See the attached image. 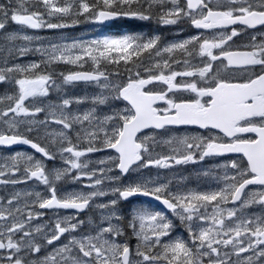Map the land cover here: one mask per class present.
Returning <instances> with one entry per match:
<instances>
[{"label":"snow or ice","instance_id":"obj_1","mask_svg":"<svg viewBox=\"0 0 264 264\" xmlns=\"http://www.w3.org/2000/svg\"><path fill=\"white\" fill-rule=\"evenodd\" d=\"M81 19L190 22L217 35L164 43L127 32L45 45L27 34ZM257 25L264 27V0H0V84L10 86L0 95V147L35 150L0 156V185L44 188L0 196V264H264V211L250 212L264 210V33L248 32ZM29 53L41 59L18 62ZM61 64L71 69L56 73ZM77 83L99 92L63 91ZM54 90L56 102L34 103ZM84 104L91 107L81 112ZM180 126L202 131L171 134ZM162 145L167 154L156 151ZM104 150L113 154L90 167L86 157ZM207 158L224 159L197 172L211 184L173 187L162 175ZM69 177L81 187L62 192ZM140 197L147 199L121 207ZM43 210L56 218L36 223ZM91 210L98 223L80 218ZM177 221L186 235H175Z\"/></svg>","mask_w":264,"mask_h":264},{"label":"flooded vegetation","instance_id":"obj_2","mask_svg":"<svg viewBox=\"0 0 264 264\" xmlns=\"http://www.w3.org/2000/svg\"><path fill=\"white\" fill-rule=\"evenodd\" d=\"M181 2H183V0H181ZM145 25H147L148 29L147 31H143L142 34H159L162 37V40L164 43H169L172 41H180L183 39H187L190 36L193 35H206L209 38L217 35L216 32H213L212 30H197L194 29L191 25L190 22H184L181 24H177V25H169V26H161L158 25L155 21L152 22H146ZM90 27H93V33H95L94 31L96 30L97 27H99L98 25H95L94 23L90 22ZM101 32L103 35L105 34H114V33H120L119 32H115L114 31V24L111 22L107 25H101ZM229 31H231V29L229 28ZM249 35H259L261 33H264V27H261L259 25L256 26L255 30H248ZM236 39L237 43H240L242 41L246 40V37H240V38H234ZM235 50V49H233ZM214 53L219 55L218 52H216L214 50ZM179 58V57H177ZM199 57H195L192 60V63H199ZM225 63H227L225 61ZM80 70V69H79ZM83 70H88L87 68L83 69ZM115 68L110 69V71H115ZM123 72V68L121 67L120 69ZM177 71L183 70V69H176ZM126 75V74H125ZM79 86H84L85 90H86V95L91 96L92 94L98 93L99 92V88L95 85H85L83 83H80ZM66 88V87H64ZM79 89V88H76ZM49 99H51L50 101L52 102H56L57 101V93L56 92H52V94L48 97ZM90 105V104H89ZM157 105L161 108L165 107L166 105L162 102V101H158ZM91 106V105H90ZM119 107H123V105H117ZM107 109H105L106 111ZM187 127V129L189 130V132H197L199 133L202 130L197 129L195 126H180L178 131H174L171 134H177V135H183L185 132V128ZM147 134V133H145ZM254 135V134H253ZM164 151L165 154H167V148L165 146H161L160 148H157L156 151ZM15 152H28V153H34L33 150L31 149H11V151H8L6 149H4L3 147L0 148V156H8L11 154H14ZM112 150H104L103 152H99V153H93L92 154V159L94 160H101L100 157L102 156H108L111 155ZM37 156H39V154L36 153ZM227 157L230 159H234L237 158V154H227ZM94 163H96L95 167H98L97 162L98 161H93ZM224 163V159L223 158H217V159H212V158H207L205 161L200 162L196 165H178L176 166L171 172H167V173H162V175H166L169 179L173 180V187H175L176 183L178 182H183L187 187L192 188V187H196L197 185H205V184H211V180H206V179H200L197 180V172L198 171H202L204 169H209V168H215V166L217 164H222ZM54 166H60V161L59 158L57 159V161L55 162V164H53L52 162H49L48 167L52 168ZM108 167H111V165H108ZM82 183H87V181H83ZM80 185V184H79ZM78 184L72 183L71 182V178L69 177V180L65 183H63L60 187H61V191H75V190H79L80 186ZM28 191H32V192H36V191H40V192H44V188L43 186L37 185L35 183H26V184H19L15 187H12L11 185L5 187L3 185H0V196H7L11 193L14 192H20L21 194L28 192ZM147 198H130V201L126 204H122L121 207L124 209H129L132 207H136L139 204H141L144 200H146ZM22 202H23V198H22ZM107 202V200L105 198H100L96 201V203H105ZM148 206H154V205H148ZM45 212V217L36 221V223L39 224H45L47 222V220L51 219L54 220L56 218V213L52 212V211H48V210H43ZM261 211H264L258 207H253L252 209H250V212L252 213H256L259 214ZM71 214L70 212H65V211H61L60 215H68ZM100 212L95 211V210H91L89 212H86L84 214L81 215V219L82 220H87L89 216H92L95 221L98 223L99 222V218H100ZM35 226V224H34ZM94 224L93 225H85V227L83 228L82 231L84 232H91L92 229L94 228ZM175 235L179 236V235H186L184 228L182 226H179V222L177 221V228L175 229ZM67 239H69V237L65 236L64 238L61 239L60 244H63L67 241ZM131 247L133 250V253L135 252V245H136V241L133 238L131 241ZM55 246H59V245H55ZM48 251H51V249H47Z\"/></svg>","mask_w":264,"mask_h":264},{"label":"rangeland","instance_id":"obj_3","mask_svg":"<svg viewBox=\"0 0 264 264\" xmlns=\"http://www.w3.org/2000/svg\"><path fill=\"white\" fill-rule=\"evenodd\" d=\"M46 20H48V17H45ZM51 22L56 23L58 21L56 20H51ZM17 28L16 25H14L11 28H8L7 31H15ZM93 27L88 26V24L86 25L85 23L80 22L77 25H74L70 28H65V29H48V28H42V29H38V30H31L28 29L27 30V34L29 35H33V36H39L41 38H43V42L46 45L49 41L51 42H64L62 40H60L61 37H69V38H82L85 40H90L93 39L97 36H101L103 35L101 32V27H97L96 30L94 31L95 33H93ZM124 33H127L126 31ZM123 34V33H121ZM70 42V40L68 41ZM39 46L36 42H33L32 45H30V47H37ZM41 59L40 55L38 53H29L27 55H25L24 57H20L18 62L23 63V64H28L32 61H39ZM71 69V66H64V65H60L58 67H56L54 69V71L56 73H60V72H67L68 70ZM72 70H79V69H72ZM57 82H59V77H57ZM79 88V89H76ZM6 91H10V86L6 85V84H0V95H3ZM63 91H66L69 95L72 96H84L86 95V90L84 88V86H79V84H75L74 86H66V88L63 89ZM55 92V90L53 91ZM51 99H46L43 101H35L34 103L37 104V106H39L41 103L43 104H47ZM91 106L89 104H84L81 106L80 110L81 112L87 110L88 108H90ZM73 111H76V107L75 105L73 106ZM40 119H44V116L41 115L39 117ZM106 156H102L100 157L101 159H104ZM85 158H82L81 162H84ZM87 161H90V167H95L96 163H94L93 161H99V160H94L92 159V154H90L88 157H86ZM79 185V184H78ZM80 186V185H79ZM81 187V186H80ZM105 187H107V184L105 185Z\"/></svg>","mask_w":264,"mask_h":264},{"label":"bare ground","instance_id":"obj_4","mask_svg":"<svg viewBox=\"0 0 264 264\" xmlns=\"http://www.w3.org/2000/svg\"><path fill=\"white\" fill-rule=\"evenodd\" d=\"M132 31L138 34H142L143 33V29L141 26H139L138 23H133L132 24Z\"/></svg>","mask_w":264,"mask_h":264},{"label":"water","instance_id":"obj_5","mask_svg":"<svg viewBox=\"0 0 264 264\" xmlns=\"http://www.w3.org/2000/svg\"><path fill=\"white\" fill-rule=\"evenodd\" d=\"M105 23H108V22H105ZM11 148H29L31 149L29 146L27 145H14V146H11ZM33 150V149H32ZM35 151V150H34Z\"/></svg>","mask_w":264,"mask_h":264},{"label":"trees","instance_id":"obj_6","mask_svg":"<svg viewBox=\"0 0 264 264\" xmlns=\"http://www.w3.org/2000/svg\"><path fill=\"white\" fill-rule=\"evenodd\" d=\"M3 2H5V3H6V2H7V0H3ZM13 25H14V24H11V25L9 26V28H10V27H13Z\"/></svg>","mask_w":264,"mask_h":264}]
</instances>
